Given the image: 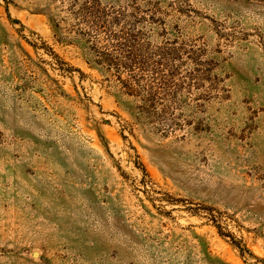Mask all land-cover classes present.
Segmentation results:
<instances>
[{"label": "rangeland", "instance_id": "obj_1", "mask_svg": "<svg viewBox=\"0 0 264 264\" xmlns=\"http://www.w3.org/2000/svg\"><path fill=\"white\" fill-rule=\"evenodd\" d=\"M0 264H264V0H0Z\"/></svg>", "mask_w": 264, "mask_h": 264}, {"label": "water", "instance_id": "obj_2", "mask_svg": "<svg viewBox=\"0 0 264 264\" xmlns=\"http://www.w3.org/2000/svg\"><path fill=\"white\" fill-rule=\"evenodd\" d=\"M35 255H37V253Z\"/></svg>", "mask_w": 264, "mask_h": 264}]
</instances>
